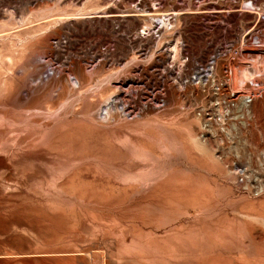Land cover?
<instances>
[{
  "label": "rangeland",
  "instance_id": "rangeland-1",
  "mask_svg": "<svg viewBox=\"0 0 264 264\" xmlns=\"http://www.w3.org/2000/svg\"><path fill=\"white\" fill-rule=\"evenodd\" d=\"M263 76L264 0H0V264H264Z\"/></svg>",
  "mask_w": 264,
  "mask_h": 264
},
{
  "label": "built area",
  "instance_id": "built-area-1",
  "mask_svg": "<svg viewBox=\"0 0 264 264\" xmlns=\"http://www.w3.org/2000/svg\"><path fill=\"white\" fill-rule=\"evenodd\" d=\"M242 90L243 92H231L226 100L229 120L239 119L238 123L232 122V127L226 129L229 133L226 142L231 143L230 149L235 150L232 169L237 183L264 185V150L252 146L247 136L254 119L253 103L264 98V76L262 79H250L243 85ZM235 112L240 115L237 116ZM263 191L264 188H260L255 193L259 195Z\"/></svg>",
  "mask_w": 264,
  "mask_h": 264
},
{
  "label": "bare ground",
  "instance_id": "bare-ground-1",
  "mask_svg": "<svg viewBox=\"0 0 264 264\" xmlns=\"http://www.w3.org/2000/svg\"><path fill=\"white\" fill-rule=\"evenodd\" d=\"M3 135L2 132H0V136ZM21 143H23V141H20ZM0 165L1 167H5L6 166V162H4V160H0Z\"/></svg>",
  "mask_w": 264,
  "mask_h": 264
}]
</instances>
